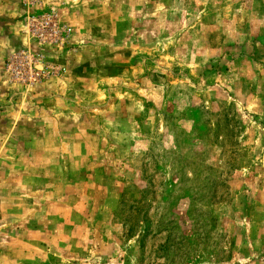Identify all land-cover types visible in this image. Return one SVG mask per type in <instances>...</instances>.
I'll return each mask as SVG.
<instances>
[{
    "label": "rangeland",
    "instance_id": "1",
    "mask_svg": "<svg viewBox=\"0 0 264 264\" xmlns=\"http://www.w3.org/2000/svg\"><path fill=\"white\" fill-rule=\"evenodd\" d=\"M90 2L138 72L102 96L83 202L35 263L264 264V0Z\"/></svg>",
    "mask_w": 264,
    "mask_h": 264
},
{
    "label": "crops",
    "instance_id": "2",
    "mask_svg": "<svg viewBox=\"0 0 264 264\" xmlns=\"http://www.w3.org/2000/svg\"><path fill=\"white\" fill-rule=\"evenodd\" d=\"M34 9H54L74 30L69 46H44L47 62L64 66V73L24 94L3 73V60L29 43L23 10L20 0H0V93L9 100L23 92L0 113V264H36L41 252L63 240L58 224H67L74 205L83 202L77 190L88 182L86 151L99 147L91 132L99 139L98 115L116 108L102 96L122 92V84L132 83L138 72L131 42L110 37L104 27L111 15L103 6L40 0Z\"/></svg>",
    "mask_w": 264,
    "mask_h": 264
},
{
    "label": "built area",
    "instance_id": "3",
    "mask_svg": "<svg viewBox=\"0 0 264 264\" xmlns=\"http://www.w3.org/2000/svg\"><path fill=\"white\" fill-rule=\"evenodd\" d=\"M39 1L20 0L23 32L30 44L21 46L3 60V73L8 83L24 91L32 90L53 75L64 73V66L47 62L44 46L65 47L73 32L70 25L58 18L54 9L35 10Z\"/></svg>",
    "mask_w": 264,
    "mask_h": 264
},
{
    "label": "water",
    "instance_id": "4",
    "mask_svg": "<svg viewBox=\"0 0 264 264\" xmlns=\"http://www.w3.org/2000/svg\"><path fill=\"white\" fill-rule=\"evenodd\" d=\"M23 92H17V93H13L10 98H9V101H11V99L17 95H21Z\"/></svg>",
    "mask_w": 264,
    "mask_h": 264
}]
</instances>
